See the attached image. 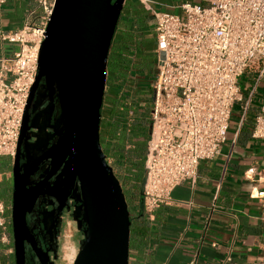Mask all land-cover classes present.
I'll list each match as a JSON object with an SVG mask.
<instances>
[{
	"label": "built area",
	"instance_id": "2783aa9c",
	"mask_svg": "<svg viewBox=\"0 0 264 264\" xmlns=\"http://www.w3.org/2000/svg\"><path fill=\"white\" fill-rule=\"evenodd\" d=\"M22 28L0 33L19 50L0 58V156L12 159L25 104L38 71V53L55 0H35ZM155 74L151 81L150 131L144 159L142 209L152 213L170 200L173 188L197 174L226 140L239 76L257 67L264 81V0H208L184 3L179 13L154 12ZM252 136L264 141V103ZM251 198L264 191L250 190ZM0 206V227H5ZM195 259L187 264H194ZM255 264H264L262 255Z\"/></svg>",
	"mask_w": 264,
	"mask_h": 264
},
{
	"label": "crops",
	"instance_id": "0c3cea01",
	"mask_svg": "<svg viewBox=\"0 0 264 264\" xmlns=\"http://www.w3.org/2000/svg\"><path fill=\"white\" fill-rule=\"evenodd\" d=\"M142 1H124L114 32L115 37H125L124 44L140 70L150 50L156 64L154 16ZM149 1L154 12L172 13H179L184 3L208 2ZM32 10L39 13L35 0H0V33L22 28ZM18 50L17 43L0 36V58ZM238 85L242 98L232 107L225 142L213 158L199 161L194 178L173 188L168 202L152 213L143 211L145 232L131 234L128 264H187L192 259L194 264H255L260 260L264 197L251 198L250 190L264 191V141L252 136L254 118L264 103V81L257 79V67L251 66L239 76ZM10 160L0 156V206L6 221L0 227V264H9L11 249ZM141 189L142 184L140 193Z\"/></svg>",
	"mask_w": 264,
	"mask_h": 264
},
{
	"label": "water",
	"instance_id": "95a60500",
	"mask_svg": "<svg viewBox=\"0 0 264 264\" xmlns=\"http://www.w3.org/2000/svg\"><path fill=\"white\" fill-rule=\"evenodd\" d=\"M124 1L55 0L29 97L41 77L57 96L63 136L53 150L62 159L69 155L68 170L79 180L85 222L84 240L73 264H128V206L99 142L107 56ZM25 129L24 116L18 148ZM17 193L15 184L11 216L15 237L25 213L18 207ZM20 257L17 252V264H22Z\"/></svg>",
	"mask_w": 264,
	"mask_h": 264
},
{
	"label": "flooded vegetation",
	"instance_id": "af4514ba",
	"mask_svg": "<svg viewBox=\"0 0 264 264\" xmlns=\"http://www.w3.org/2000/svg\"><path fill=\"white\" fill-rule=\"evenodd\" d=\"M39 87L41 92L37 97ZM30 92L22 118L23 122L24 116L26 117V129L21 135L19 148L18 144L16 147L15 156L17 157L14 156L9 164V243L11 249L8 262L17 264L18 252L21 255L22 264H65L60 254V239L68 213L72 215L76 208L77 226L83 232L85 229L80 201V184L78 178H74L68 170L69 155L62 159L53 150L63 136V125L60 111L57 108L55 92L50 91L44 77L38 81L31 98H29ZM36 117L39 122L45 120L49 127L43 140L45 144L38 152H33V156L28 159L29 154L25 155V146L28 142L34 141L33 133L36 129L32 128L30 123ZM14 158L15 168L13 169ZM15 184L18 187L16 194L18 207L25 212L23 221L16 228V237L11 218L12 194ZM70 264H73V261H70Z\"/></svg>",
	"mask_w": 264,
	"mask_h": 264
},
{
	"label": "trees",
	"instance_id": "16d2710c",
	"mask_svg": "<svg viewBox=\"0 0 264 264\" xmlns=\"http://www.w3.org/2000/svg\"><path fill=\"white\" fill-rule=\"evenodd\" d=\"M125 40L123 36L115 37V50L107 56L109 70L107 68L100 109L99 138L107 163L118 178L131 208V239L134 230L142 235L145 232L140 185L144 180L150 122L149 104L143 101L133 76L139 68L128 52ZM132 246L133 242L129 241V250Z\"/></svg>",
	"mask_w": 264,
	"mask_h": 264
},
{
	"label": "rangeland",
	"instance_id": "374dc122",
	"mask_svg": "<svg viewBox=\"0 0 264 264\" xmlns=\"http://www.w3.org/2000/svg\"><path fill=\"white\" fill-rule=\"evenodd\" d=\"M122 14H120L119 21H121ZM115 35L112 38L111 44L109 47V52L112 51L114 52L115 50ZM108 52L109 56L111 55ZM152 50H150L147 54V64L144 66L143 69L137 70L138 72H134L133 76L136 79V87L137 90L142 92V97L143 101H146L149 104V111L151 108V101H152V90H151V81L155 73V63H154V56H153ZM109 70V66L106 67V70ZM106 82V80H105ZM41 88L39 87L37 90V97L40 96V90ZM47 116V115H46ZM148 117H149V112H148ZM32 128L36 129V132L33 133L34 136V141H30L26 144V152L25 155H27L28 159L33 156V152L36 153L38 152L43 145L45 144L44 137L45 134L48 132V127L45 123V120L43 122H39L38 117L33 118V120L30 123ZM9 178H10V170L8 172ZM128 210L131 212L130 205L128 203ZM66 223L63 224V231H62V236L60 239V248H61V257L64 258L65 264H70V261H73L75 255L79 251L83 240H84V232L78 228L77 226V221H78V212L77 209L75 208L73 210L72 215L68 213V215L65 217ZM73 252L74 255H71ZM71 257V258H70ZM66 259V261H65Z\"/></svg>",
	"mask_w": 264,
	"mask_h": 264
},
{
	"label": "bare ground",
	"instance_id": "6f19581e",
	"mask_svg": "<svg viewBox=\"0 0 264 264\" xmlns=\"http://www.w3.org/2000/svg\"><path fill=\"white\" fill-rule=\"evenodd\" d=\"M72 254L71 255H74L73 252H71ZM71 258V257H70ZM73 260V259H72Z\"/></svg>",
	"mask_w": 264,
	"mask_h": 264
}]
</instances>
